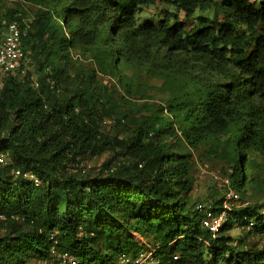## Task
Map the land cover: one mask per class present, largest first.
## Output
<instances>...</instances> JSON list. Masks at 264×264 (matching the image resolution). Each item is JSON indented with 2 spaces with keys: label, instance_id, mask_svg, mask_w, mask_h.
Returning <instances> with one entry per match:
<instances>
[{
  "label": "trees",
  "instance_id": "trees-1",
  "mask_svg": "<svg viewBox=\"0 0 264 264\" xmlns=\"http://www.w3.org/2000/svg\"><path fill=\"white\" fill-rule=\"evenodd\" d=\"M11 1L38 7L25 46L41 70H52L37 82L28 71L8 77L0 91V264H48L64 253L80 264H124L147 247L158 264L176 255L179 264H264L260 247L239 249L228 235L241 228L258 239L264 206L232 210L213 239L196 209L202 201L190 195L192 152L201 145L227 154L232 189L264 192V0H159L176 12L157 24L139 19L156 0ZM23 18L0 8V30L2 20ZM74 50L94 67L76 65ZM98 73L128 95L109 91ZM140 74L169 99L131 120L129 139L111 138L105 120L117 122ZM103 152L113 156L100 167L70 172Z\"/></svg>",
  "mask_w": 264,
  "mask_h": 264
},
{
  "label": "rangeland",
  "instance_id": "rangeland-1",
  "mask_svg": "<svg viewBox=\"0 0 264 264\" xmlns=\"http://www.w3.org/2000/svg\"><path fill=\"white\" fill-rule=\"evenodd\" d=\"M0 8L1 15H5L8 11L11 10H19L21 11L22 16L32 18L36 15L38 11V7L32 4H24L21 6L18 2L11 0H0ZM168 11L176 12V9L170 7L168 4L163 3L159 0H156L152 5L146 6L142 8V12L139 14V19L141 20H151L156 24L159 23L161 18H164ZM201 17H204L208 20V23L212 25H216V20L214 18V13L210 10L199 11ZM180 20L184 21L183 14L180 16ZM196 24H198L196 22ZM186 25L190 28L193 26V22L188 20ZM73 57L77 60L76 65H79L84 70H89L94 67V62L91 59L90 55H81L79 51H73ZM34 51L29 49V53L26 58L27 71L31 76V82H37L40 77H43L46 73L52 70V67L47 69L48 71H43L39 68L38 63L35 62ZM73 58V59H74ZM65 62H60V67H64ZM134 72L132 70L123 71L124 77L132 75ZM98 80L100 83L105 85L109 91H115V93L120 95H128L126 90L119 86L118 81L108 77L103 76L98 73ZM124 81V83H129L128 81ZM131 94H129V102L126 104H122L120 106V114L117 118L120 123H115L111 121V119H106L105 121H109L108 124L104 127L105 133H109L110 137H117L119 139H129L130 137V129L133 127L131 120L141 119L143 116H149L151 109L161 106L165 104V102L169 99V95L161 89V83L157 80L148 79L145 75L140 74L136 76L135 84L132 85ZM58 95L62 92L58 91ZM118 96V97H119ZM126 117V118H123ZM116 121V120H115ZM112 128V129H111ZM165 141L174 142L172 138H166ZM208 147L206 145H201L197 150H193V158L191 160V175L195 179V186L192 190L191 199L193 203L197 201H206L209 199H213L215 196L217 198H221L223 195V188H220L216 185L213 180L214 176H218L220 178H225L230 174V165L228 164V160L226 155H213L212 153L209 155L206 150ZM229 155V154H228ZM113 154L109 152L100 153L92 158L86 159L81 165L76 167H70V172L78 171L79 169L89 170L94 167H100L102 164L108 162L110 157ZM252 158L258 159L256 156L251 155ZM259 161V160H258ZM78 167V168H77ZM255 175H261V171L255 173L250 172V177H254ZM245 194L243 198L250 201L252 205H261L264 206V192L263 190L253 189L251 185L247 186L244 189ZM6 224L1 221L0 223V236L5 233ZM228 235L232 239V244L239 249H250L251 247H262L263 240L257 239L255 237L249 236L245 231L241 228L231 230ZM138 241H142L137 237ZM148 243L153 242V239L150 238L146 240ZM59 254L52 257V261L48 264H61L59 261ZM78 264H80L77 259ZM25 264H36L34 260H29Z\"/></svg>",
  "mask_w": 264,
  "mask_h": 264
},
{
  "label": "built area",
  "instance_id": "built-area-1",
  "mask_svg": "<svg viewBox=\"0 0 264 264\" xmlns=\"http://www.w3.org/2000/svg\"><path fill=\"white\" fill-rule=\"evenodd\" d=\"M30 22V18H23L22 20H2L0 30V91L4 87L6 78L17 75L19 77H25L27 75L26 56L28 51L25 46V41L29 38L31 32ZM15 175H20V172L15 171ZM25 176L37 182V179L33 176ZM213 180L220 188H226L223 190V200L219 206H215V201L211 199L202 201L197 203L196 209L203 215V228L210 232L213 239H216L228 221L229 213L234 209L250 207L252 203L244 199L239 192L232 189L230 181L226 177L220 178L214 176ZM262 213L264 214V210H262ZM245 230L251 232L253 230V223H250ZM257 237L263 240V246L260 248L264 251V234H260ZM143 245L145 244L142 242L141 246ZM206 246H208L207 243ZM154 255L155 250L147 247L133 262L128 257H122L121 261L124 264L131 262L132 264H158ZM59 260L61 264H78L77 259L67 253L59 255ZM178 261L179 257L176 255L173 258V263L169 264H179L177 263Z\"/></svg>",
  "mask_w": 264,
  "mask_h": 264
}]
</instances>
